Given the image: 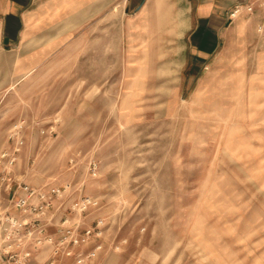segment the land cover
Instances as JSON below:
<instances>
[{
    "label": "rangeland",
    "instance_id": "rangeland-1",
    "mask_svg": "<svg viewBox=\"0 0 264 264\" xmlns=\"http://www.w3.org/2000/svg\"><path fill=\"white\" fill-rule=\"evenodd\" d=\"M49 1L54 24L40 39L52 51L35 78L0 90V151L19 148L11 178L61 191L47 232L57 236L63 219L79 233L91 228L77 251L101 248L83 264H264L257 24L229 33L192 83L160 63L129 62L111 30L103 39L100 0ZM85 196L97 205L73 212ZM51 256L42 247L36 262Z\"/></svg>",
    "mask_w": 264,
    "mask_h": 264
},
{
    "label": "crops",
    "instance_id": "crops-1",
    "mask_svg": "<svg viewBox=\"0 0 264 264\" xmlns=\"http://www.w3.org/2000/svg\"><path fill=\"white\" fill-rule=\"evenodd\" d=\"M247 3L248 0H121L111 7L100 0L97 29L103 39L105 31L111 30L112 41L124 43L129 62L160 63L164 69L176 71L179 78L193 83L214 61L229 33L250 23L257 24V31L263 20V11L259 9L229 18L235 6L243 7ZM50 6L49 0H0V90L8 88L9 79L15 80L16 86L31 74L35 78L46 58L43 56L52 51L40 39L54 24ZM106 13L112 19L107 28ZM257 37L264 41V35L258 31ZM67 42L70 43L67 46H83L82 38ZM10 180L14 196L21 195L16 188L21 182L11 176ZM10 197L11 192H6L3 203ZM11 210L16 213L15 209ZM0 264L5 263L0 260Z\"/></svg>",
    "mask_w": 264,
    "mask_h": 264
},
{
    "label": "built area",
    "instance_id": "built-area-1",
    "mask_svg": "<svg viewBox=\"0 0 264 264\" xmlns=\"http://www.w3.org/2000/svg\"><path fill=\"white\" fill-rule=\"evenodd\" d=\"M255 9L263 11V20L257 26V31L264 35V0H248L243 6H235L229 12V18H235L240 13H250ZM18 140L16 145H21ZM15 147L11 153L0 151V260L5 264H38L36 254L42 247L49 246L52 249V256L44 264H54V257L74 256L76 264H83L85 259L93 257L101 245L83 255L77 248L85 243L92 234V229H84L81 233L77 231L78 225L73 229L63 219L61 230L57 236L47 232V226L53 218L52 207L54 197L61 195L60 188H51L49 192L41 188L20 183L16 186L21 195H15L12 189L10 175L12 165L16 162ZM93 169L95 168V164ZM92 169V170H93ZM11 192L9 201L4 204V194ZM97 205V201L90 196L76 200L71 205V210L79 214L85 212L89 207ZM11 209H15L12 212ZM96 235H99L97 233Z\"/></svg>",
    "mask_w": 264,
    "mask_h": 264
}]
</instances>
